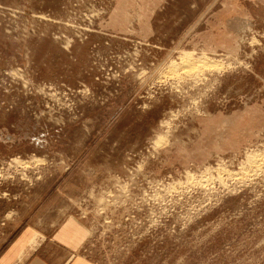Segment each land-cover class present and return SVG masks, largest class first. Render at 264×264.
Listing matches in <instances>:
<instances>
[{
	"label": "rangeland",
	"instance_id": "obj_1",
	"mask_svg": "<svg viewBox=\"0 0 264 264\" xmlns=\"http://www.w3.org/2000/svg\"><path fill=\"white\" fill-rule=\"evenodd\" d=\"M53 206L90 264H264V0H0V251Z\"/></svg>",
	"mask_w": 264,
	"mask_h": 264
},
{
	"label": "crops",
	"instance_id": "obj_2",
	"mask_svg": "<svg viewBox=\"0 0 264 264\" xmlns=\"http://www.w3.org/2000/svg\"><path fill=\"white\" fill-rule=\"evenodd\" d=\"M22 227L0 251V264H90L81 253L90 228L67 207L53 206Z\"/></svg>",
	"mask_w": 264,
	"mask_h": 264
}]
</instances>
